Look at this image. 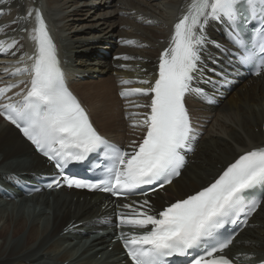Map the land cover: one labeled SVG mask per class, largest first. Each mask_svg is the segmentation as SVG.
<instances>
[{
	"label": "bare ground",
	"instance_id": "bare-ground-1",
	"mask_svg": "<svg viewBox=\"0 0 264 264\" xmlns=\"http://www.w3.org/2000/svg\"><path fill=\"white\" fill-rule=\"evenodd\" d=\"M0 0V46H9L10 55L3 60L0 69L14 65L18 60L25 63L35 55L33 30L28 12L39 10L49 31L57 43L60 58L72 71L67 73L69 86L89 110L94 126L110 141L125 145L135 134L123 122V104L117 97L121 80H150L157 78L159 53L167 45L170 27L178 14H183L192 0ZM215 25L208 27L209 42L222 39L216 35ZM24 29L26 32L23 33ZM220 30V28H218ZM121 41L132 39L134 46L121 48ZM138 49V47H140ZM112 54L124 53L128 59L108 61ZM95 56L97 66H91ZM207 66L200 65L204 79L210 80L209 65L224 67V62L209 45L201 50ZM131 64L120 69V64ZM69 64V65H68ZM150 84V85H151ZM143 83L141 86H145ZM197 88L207 90L202 84ZM192 121L203 125L204 135L197 151L174 186L167 188L169 199L196 191L214 181L238 156L248 150L264 147V83L242 85L230 95L226 94L218 109L204 107L194 95L185 98ZM20 158H25L24 161ZM11 160L17 165L13 168ZM26 165H23L25 164ZM25 168L16 169L17 167ZM46 162L33 153L31 146L20 137L13 127L0 118V172L12 179L35 177L44 173ZM187 171V172H186ZM177 189V193L172 191ZM75 192L57 193L31 198L42 209H25L13 204L10 209L0 207V264H101V259L121 264V249L110 245L108 235L94 233L92 218L97 217L100 202L98 195L80 202ZM77 195V194H76ZM86 200V196L84 197ZM264 201L261 204V208ZM19 207V208H18ZM261 208L254 215L260 212ZM40 211L42 214L40 215ZM82 221V224L79 223ZM253 222V220L251 221ZM264 224V223H263ZM95 230L104 229L102 227ZM247 231V230H246ZM246 231L244 233H246ZM86 232L85 235L81 234ZM243 233V234H244ZM242 234V235H243ZM241 235V236H242ZM243 243L229 251L231 257L239 254L246 260L250 251L252 260H264V228L246 233ZM238 237L236 243L240 240ZM235 243V244H236ZM95 247L91 260L85 255ZM246 250L247 253L240 250ZM99 257V258H98ZM116 258V259H115ZM252 260H248L252 261Z\"/></svg>",
	"mask_w": 264,
	"mask_h": 264
},
{
	"label": "snow or ice",
	"instance_id": "snow-or-ice-1",
	"mask_svg": "<svg viewBox=\"0 0 264 264\" xmlns=\"http://www.w3.org/2000/svg\"><path fill=\"white\" fill-rule=\"evenodd\" d=\"M257 12L264 15V0H192L186 14L174 26L170 46L160 56L155 83L149 89L132 90L144 95L151 93V111L143 120L146 135L129 152L108 144L67 87L56 45L42 14L36 10L31 36L36 45L35 55L30 57L31 70L25 69L31 76L30 86L17 93L22 97L20 101H13L9 96L8 103H0V117L18 128L60 169L69 161H81L89 153L104 151L111 161V175L99 189L101 191L120 196L131 194L132 190L144 185L163 187L180 174L184 152L193 139L184 99L193 91L201 47L207 43L205 25L209 20L227 23L232 32L231 43L242 51L241 61H254L256 49H259L264 62V29H258L251 37L244 30ZM27 15L31 17L33 13ZM261 66L264 67V63ZM12 87L18 85L0 89V96ZM62 180L69 188L91 190L96 187L68 175H63ZM257 183H264V147L244 152L209 186L158 212L153 213L151 208L144 210L149 205L148 200L138 207L133 206L135 202L124 204L132 215H120L117 227L142 230L128 239L121 237L131 264H168L169 257L189 256L190 250H198L214 237L225 217L245 204L246 190ZM48 186H61V179H54ZM255 208L253 204L250 211ZM230 243L229 239L211 244L193 256L188 264H233L227 256L215 255Z\"/></svg>",
	"mask_w": 264,
	"mask_h": 264
},
{
	"label": "rangeland",
	"instance_id": "rangeland-1",
	"mask_svg": "<svg viewBox=\"0 0 264 264\" xmlns=\"http://www.w3.org/2000/svg\"><path fill=\"white\" fill-rule=\"evenodd\" d=\"M111 51H114V50H111ZM112 53L113 52H111V55H112ZM110 55V56H111ZM95 56L93 55V57H90V60H93V61H90V62H88V63H90L91 64V66H97V64H98V60H94L95 58H94ZM110 58V57H109ZM111 60V58L108 60V61H110ZM70 65H71V67H73V66H76L75 65V59H72L71 61H70ZM24 159L25 158H20V160H23L24 161ZM11 162L13 163V168L14 167H16V165H17V163H16V161H13V160H11ZM23 165H26V163L25 164H23ZM26 166H21V167H17L16 169H21V168H25ZM4 181H6V179H5V175H4V173L3 172H0V182H4ZM38 202H41V201H39V200H37V202L35 203L34 201H30L29 202V204H28V206H27V208H25V207H23L24 205H19V207H23V208H25V209H30V210H32V209H34V208H36V209H42L43 207H41V205L38 203ZM18 207V208H19ZM263 208L260 210V212H259V214H258V216H257V218L255 219V221H253V222H255V224L257 225V227L256 228H254L253 230H255V229H260V231L262 230V228H264V205L262 206ZM35 210V209H34ZM35 211H37V210H35ZM40 213V215L42 214V211H40L39 212ZM256 217V216H255ZM252 230V231H253ZM242 237V236H241ZM241 239V238H240ZM242 240H243V238H242Z\"/></svg>",
	"mask_w": 264,
	"mask_h": 264
}]
</instances>
